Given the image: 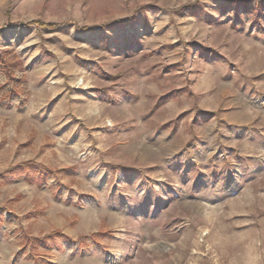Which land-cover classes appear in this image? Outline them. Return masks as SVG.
<instances>
[{
	"label": "rangeland",
	"instance_id": "1",
	"mask_svg": "<svg viewBox=\"0 0 264 264\" xmlns=\"http://www.w3.org/2000/svg\"><path fill=\"white\" fill-rule=\"evenodd\" d=\"M0 264H264V0H0Z\"/></svg>",
	"mask_w": 264,
	"mask_h": 264
},
{
	"label": "trees",
	"instance_id": "2",
	"mask_svg": "<svg viewBox=\"0 0 264 264\" xmlns=\"http://www.w3.org/2000/svg\"><path fill=\"white\" fill-rule=\"evenodd\" d=\"M37 25H40V23H36ZM32 26H33V24H31ZM42 26H46V28L47 29H49V30H54V29H56V26H54V25H42ZM55 235H57V236H55V238H60V237H63V235H62V233L61 232H56L55 233ZM43 241V240H42ZM44 243H46V240H44L43 241Z\"/></svg>",
	"mask_w": 264,
	"mask_h": 264
},
{
	"label": "bare ground",
	"instance_id": "3",
	"mask_svg": "<svg viewBox=\"0 0 264 264\" xmlns=\"http://www.w3.org/2000/svg\"><path fill=\"white\" fill-rule=\"evenodd\" d=\"M233 213V212H232ZM232 216V215H231Z\"/></svg>",
	"mask_w": 264,
	"mask_h": 264
}]
</instances>
